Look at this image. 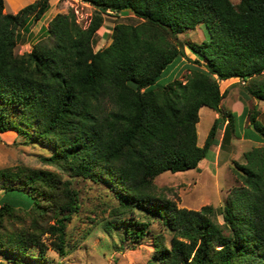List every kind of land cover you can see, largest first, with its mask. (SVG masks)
Listing matches in <instances>:
<instances>
[{"label": "trees", "instance_id": "trees-1", "mask_svg": "<svg viewBox=\"0 0 264 264\" xmlns=\"http://www.w3.org/2000/svg\"><path fill=\"white\" fill-rule=\"evenodd\" d=\"M82 1L94 6L85 27L73 10L58 11L31 48L17 53L22 32L31 35L50 3L33 0L12 12L0 0V132L13 129L48 146L42 160L56 167L0 168V256L52 264L45 234L59 256L68 252L67 222L80 207L64 178L70 175L104 184L114 195L106 230L121 229L122 244L137 245L156 221L172 233L169 245L153 235L157 264H264V144L244 150V162L233 160L241 183L221 207L179 206L154 183L163 171L197 168L212 144L228 146L236 115L222 105L229 88L221 90V79L237 77L244 98L264 99V0ZM123 10L138 22L114 23L111 41L94 49L103 14ZM198 24L201 41L179 38ZM183 44L203 59L182 61ZM178 65L187 69L183 78L174 71ZM169 66L176 76L157 84ZM202 106L221 118L199 145ZM256 112L244 105L240 115L264 138Z\"/></svg>", "mask_w": 264, "mask_h": 264}, {"label": "rangeland", "instance_id": "rangeland-1", "mask_svg": "<svg viewBox=\"0 0 264 264\" xmlns=\"http://www.w3.org/2000/svg\"><path fill=\"white\" fill-rule=\"evenodd\" d=\"M33 0H4V11L15 12L28 2ZM236 2L238 0H231ZM50 7L44 15L31 26V35L22 32L23 36L15 46V52L21 53L31 48V42L42 36V28L50 20L52 15L58 11L67 12L73 10L76 20L85 27L94 12V6L82 0H49ZM139 18L130 10H123L117 13H104L101 25L96 30L94 49L103 47L111 41V31L114 23L138 22ZM205 37L204 26L198 24L194 29H186L179 34L181 40L191 39L201 41ZM185 56L181 57L182 61L188 62V59H203L200 54L183 44ZM176 62V61H175ZM173 62V63H175ZM171 65H173L171 63ZM170 65V66H171ZM170 66L157 79V84L167 83L171 78L176 76V72L171 74ZM172 67V66H171ZM178 76L183 78L187 72L182 65H178ZM264 75V74H262ZM260 77V76H259ZM264 78V76H263ZM230 81H220L221 90L225 89ZM242 86V80L238 82ZM233 85V84H232ZM226 87L228 93L222 99L224 108L235 112V130L234 136L230 139L227 147L220 145H211L206 151L205 156L199 161L197 168H191L176 172L169 170L163 171L154 177L156 192L163 197L176 201L177 205L188 208H199L203 204L211 203L216 208L226 201L230 195V189L240 184L233 160L244 162L245 157L242 152L251 146L262 145L259 143L262 134L252 126V122L242 120L240 113L243 107L239 105L243 99H239L236 90ZM240 88V89H241ZM239 90V89H238ZM243 90H245L243 88ZM234 92V93H233ZM248 100V104L256 110V103L253 97ZM255 112V111H254ZM219 114L207 107L202 106L199 109V120L196 123L198 144L201 145L214 120ZM259 120V117H258ZM264 123V113L261 114L260 120ZM255 133L257 138L249 136V133ZM222 129L218 127L216 137L221 138ZM50 153V148L43 144L33 141H27L17 133L16 130L8 129L0 132V168L5 166L24 165L29 167H44L55 169L53 164L44 162L42 157ZM218 163V164H215ZM235 167V168H234ZM70 185L74 187L79 196V209L72 214L71 219L67 222L66 241L68 252L59 256L57 252L49 246L51 236L45 234L43 237L48 244L46 250L47 259L52 264H157L155 256L154 234L160 233L163 236L164 244H170L171 232L158 223H152L150 234L134 247L127 243L122 244V230H106V221L111 218L112 208L117 203V199L108 192V188L101 183L91 179L77 176L65 175ZM3 188H0V196ZM136 216L141 215L136 212ZM142 217V216H141ZM214 218L218 222L223 221V216L216 210ZM32 253H37L31 249ZM4 258V257H3Z\"/></svg>", "mask_w": 264, "mask_h": 264}, {"label": "crops", "instance_id": "crops-1", "mask_svg": "<svg viewBox=\"0 0 264 264\" xmlns=\"http://www.w3.org/2000/svg\"><path fill=\"white\" fill-rule=\"evenodd\" d=\"M19 9V8H18ZM181 60H182V58H181ZM230 81L231 80V82H228V85L230 84L231 86H230V88L231 89H233V90H235V89H237L236 90V92H237V94L239 95V99H243V101H241L240 103H239V105L240 106H242V107H244V105H247V108H249L250 110H251V112H253L254 113V111H256L257 110V112H256V114H255V116H256V118L258 119V117H259V120H260V117H261V114L262 113H264V99H260V98H255V97H253V99H254V103H256V110H254V108H252L255 104H252L251 106L248 104V100L249 99H251L252 97H248L247 99L246 98H244L243 97V95L242 94H240V92H239V88H240V86L238 85V83H236V82H238L240 79L239 78H237V77H231V78H229V79H221L220 81ZM233 84V85H232ZM228 85H226L225 86V88L228 86ZM234 93V92H233ZM253 109V110H252ZM217 112V111H216ZM218 113V112H217ZM242 120H245V121H247L248 122V115H245L243 118H242ZM221 129H222V131H223V128L221 127ZM222 135V134H221ZM252 136V137H254V138H257L256 137V134L255 133H252V132H250L249 133V136ZM204 141V140H203ZM259 143H262V144H264V138H261V141L259 140ZM213 145H217V144H213ZM211 147V146H210ZM199 164V163H198ZM215 164H218V163H216L215 162ZM0 264H15V263H13V262H11V261H9V260H7L6 258H3V257H1L0 256Z\"/></svg>", "mask_w": 264, "mask_h": 264}, {"label": "water", "instance_id": "water-1", "mask_svg": "<svg viewBox=\"0 0 264 264\" xmlns=\"http://www.w3.org/2000/svg\"><path fill=\"white\" fill-rule=\"evenodd\" d=\"M252 126H254L253 123H252Z\"/></svg>", "mask_w": 264, "mask_h": 264}]
</instances>
